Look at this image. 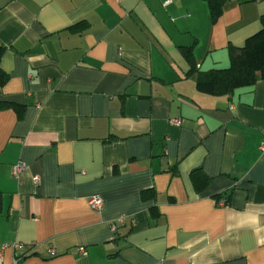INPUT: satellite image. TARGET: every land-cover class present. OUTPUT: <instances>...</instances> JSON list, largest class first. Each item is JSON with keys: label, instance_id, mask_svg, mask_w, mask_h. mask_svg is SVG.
Returning a JSON list of instances; mask_svg holds the SVG:
<instances>
[{"label": "crops", "instance_id": "obj_1", "mask_svg": "<svg viewBox=\"0 0 264 264\" xmlns=\"http://www.w3.org/2000/svg\"><path fill=\"white\" fill-rule=\"evenodd\" d=\"M262 13L264 0H226L214 22L206 0H0V264H264V80L196 86Z\"/></svg>", "mask_w": 264, "mask_h": 264}, {"label": "trees", "instance_id": "obj_2", "mask_svg": "<svg viewBox=\"0 0 264 264\" xmlns=\"http://www.w3.org/2000/svg\"><path fill=\"white\" fill-rule=\"evenodd\" d=\"M210 11V21L214 22L222 13L226 0H206ZM260 28L247 37L241 47L230 49L229 64L225 68H212L208 72L199 73L196 86L210 95H226L235 89L249 87L258 79L264 80V13L260 17ZM4 47H0V57ZM194 66H192V71ZM6 75L0 69V84ZM190 180L196 190H201L209 178L200 170L190 173ZM152 192L148 194L151 195ZM144 195V194H143ZM154 218L156 214H152Z\"/></svg>", "mask_w": 264, "mask_h": 264}, {"label": "built area", "instance_id": "obj_3", "mask_svg": "<svg viewBox=\"0 0 264 264\" xmlns=\"http://www.w3.org/2000/svg\"><path fill=\"white\" fill-rule=\"evenodd\" d=\"M115 1H120V0H115ZM174 123L176 124H179L180 121L179 120H174ZM259 149L260 151L264 152V142H262L260 145H259ZM22 171V165L20 163H17V164H14L12 167H11V174L13 177H18L19 174L21 173ZM33 180L37 182L38 178L37 177H33ZM220 205H223L224 204V201H220L219 202ZM88 205L90 206L91 209L95 210V211H100L103 207V200L101 197L97 196V195H94V196H91L89 199H88ZM11 248H13L14 250H24L26 251V249L29 247V249H32L35 247V244L34 243H29L28 245H25L23 243H20V242H16V243H12L9 245ZM49 252L51 254L54 253V251L52 249L49 250ZM17 259L18 257H16V261L14 264H17Z\"/></svg>", "mask_w": 264, "mask_h": 264}]
</instances>
